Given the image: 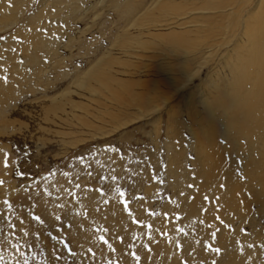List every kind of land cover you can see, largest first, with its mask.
<instances>
[{
  "label": "rangeland",
  "instance_id": "rangeland-1",
  "mask_svg": "<svg viewBox=\"0 0 264 264\" xmlns=\"http://www.w3.org/2000/svg\"><path fill=\"white\" fill-rule=\"evenodd\" d=\"M106 1L25 0L18 24L0 30V264H264V242L259 239L264 235V210L259 211L255 203H249L248 213L241 199L233 210L227 203L213 206L203 226L213 233L212 238L217 233L223 246L219 252L216 243L209 246L202 239L203 233L187 229L189 222L182 209L186 198L198 199L205 206L209 203L200 192L209 186L182 180L183 171L191 180L201 169L213 176L221 172L205 159L200 164L197 141L205 150L213 146L215 138L224 145L220 164L230 170L229 142L200 121V114L218 115L216 106L208 101L215 98L222 78L230 77L224 66L232 64L234 55L230 54L232 59L222 56L231 48L226 43L238 33L237 21L211 20V30L199 31L198 37L184 34L176 43L171 34L176 45L166 40L169 53L177 56H190L213 44L199 70L191 66L192 71L191 67L184 71L174 65L177 75L157 83H150L144 74L121 72L117 75L121 82L116 83L110 68L98 69L93 76L82 73L86 49L68 37L72 28L78 27L71 37L85 28L83 38L90 51L96 47L91 45L92 39L94 43L99 38L110 47L122 17ZM263 1L257 14L264 13ZM89 5L98 6L85 13ZM81 10L84 15L75 25ZM33 28L43 48L49 49L48 57H62L66 65L58 69L52 64L43 73L28 66L29 59H23L26 55H20L17 48L25 37L22 34ZM167 31L154 32L164 35ZM57 39L63 47L59 50ZM163 39L156 37L157 47L164 46ZM141 42H146L141 45L143 51L146 35ZM64 43L73 45L72 49ZM14 51L19 59L23 56L19 63L25 62L26 70L14 69L18 63L11 58ZM141 65L137 63L139 70L144 69ZM89 85L96 91L88 92ZM9 89L15 97L7 104L2 98ZM100 91L110 99L99 100ZM163 91L170 95L161 96ZM194 107L199 113H194ZM122 108L123 113L116 116V109ZM227 225L230 230H225ZM186 231L193 238L192 260L183 255V240L175 241ZM233 249L236 253L226 254ZM203 256L208 258L204 261Z\"/></svg>",
  "mask_w": 264,
  "mask_h": 264
},
{
  "label": "bare ground",
  "instance_id": "bare-ground-1",
  "mask_svg": "<svg viewBox=\"0 0 264 264\" xmlns=\"http://www.w3.org/2000/svg\"><path fill=\"white\" fill-rule=\"evenodd\" d=\"M232 1L235 3H232ZM262 1L263 0H257V2H255V0H244L245 3L242 4L240 3L241 0H107L106 3L114 8L122 17V21L118 22V29H120V31L118 30L115 40L113 39L114 42L110 47H105L99 38L94 43L92 39L91 45L95 44L96 47L90 51L88 41L83 38L87 31L85 28L83 30L79 29L78 36L71 37L72 32L78 29V27L72 28L74 30L69 32L70 36H68L70 37V41L72 40L82 47L84 45L83 48L86 49L85 54H87L89 58L87 57L86 61H84L83 64L85 67L81 72L87 76L95 75L94 73L98 69L110 68L114 71V74L111 75V80L116 83L121 82L117 77L118 73L121 72H124L127 75L144 74L148 77V81L153 83L160 80L168 81L171 75H177L174 65L180 66V70L184 71L191 66H193V69L198 68L197 70H199L203 63L201 60L205 58L204 55L213 49V44H207L204 48L193 51L190 56L184 54L183 56H177L173 53L171 54L168 51V48H170L168 47V43L176 45L175 42L169 38L171 37V34H173L174 40L177 43L178 38L183 39L184 34H190L194 38L198 37L195 35L199 31L208 32V28L211 30V20L220 22L230 18L229 21H231V19L237 21L236 31L238 33L234 34L233 39L226 43H230L231 48L222 56V58H224V56H230V54L234 55L233 59L231 56V58L227 57V59H232V64H226L227 66L223 65L229 72L230 77H226L227 75H225L221 80V85L216 87L215 98L217 99L213 98L208 101L210 104L216 106L218 115L200 114V121L206 126L212 128L216 136L220 135L229 142L231 152L230 170L224 169L220 164V154L224 145L218 143L215 138L213 140V146L208 150L199 146L200 141H197L195 147L199 149L201 165L204 162L203 159H205L209 161L212 167L217 168L221 172L218 175L213 176L211 172L201 169L195 180L189 179L184 171L181 173L182 180L184 181H189L193 185L201 182L204 185L209 186L206 189L200 190L201 193H205L202 197H207V201H209L207 206H205L206 204L201 205V201L198 199L190 200L186 198V202H183L184 205L182 209L184 208L183 211L186 215V220L189 222L187 229L189 230V228H191V230L200 231L203 233L202 239L205 238V240L209 242V246L210 242H212V244L216 243L218 245L216 247H218L220 251L223 250V246L221 240L215 237L217 233H214V238H212L211 236H213V233H208L203 226V223L206 222L205 217L211 214L212 208L215 204L227 203L233 210L238 208V201L241 199L243 201L242 208L244 206V211L246 213H248V207L251 203H255L259 211L264 210V13H256L257 8ZM101 4L102 3H99L98 5ZM25 5V0L0 1V30L10 26H16L20 21ZM98 5L85 6V13H89L93 7L95 8ZM19 10H22L21 13ZM199 13H203V15H197ZM192 14H194V16ZM231 14H233V17H230ZM256 14L257 19L252 21V17ZM83 15L84 12L81 10L76 15L73 24L76 25L79 23ZM96 15H98V13ZM198 19H201L202 23H199ZM233 23L235 24V21ZM32 24L35 23L32 21ZM19 27L20 25H18V28ZM67 27H70V24H68ZM155 29L158 31H168L167 33L165 32L166 34L160 35L161 32H154ZM27 30V33L24 32L22 34V37H25L17 50L20 55H26L23 59L26 61L29 59V61L26 62L28 66L32 67L39 73H43L45 68L52 64H55V67L58 69L59 66L66 65L62 60V57L56 59L48 57L49 49L43 48V45H41L42 40L40 39V36L37 35L35 28ZM62 32L63 31L60 33L61 36ZM100 33L105 35L106 31H100ZM145 35L147 45L144 47V50L141 51V45L146 43L141 42ZM29 36H31V38L27 40L26 38ZM156 37L160 38V40L161 38H164L162 40L165 42V44H163L164 46H156L157 44L160 45V43L155 42ZM201 37L203 36L201 35ZM167 39L168 43H166ZM58 40L59 39H57L56 44L58 48L57 50L62 47H60ZM81 43H83V45H81ZM64 44L69 47V49H72L73 47V45L68 46L66 43ZM172 49L174 48L172 47ZM230 51H232L233 54L230 53ZM244 51L247 52V55ZM19 53L16 54L14 51V55L11 54V58L18 62L16 66H14V69L17 71L26 70L27 65L24 64L25 62H22L23 64L19 63V60L23 57L22 56L19 59ZM93 55H95V58L93 57L94 59L92 58ZM137 63H142L141 66H143L144 69L139 70ZM76 64L74 63L72 65L73 68H79ZM122 67H127V69L122 71ZM185 73H188V71ZM99 80L101 79H98V81ZM143 85H146V83ZM103 86L107 88L106 82ZM85 89H87L88 92L96 91L91 85ZM166 93L167 91H163L161 96H164ZM99 94L102 96L99 100L110 99V97H108L103 91H100ZM167 94L170 95L169 91ZM14 97V91L9 89L2 99L5 103L7 102V104H10ZM112 98L116 99L117 97ZM163 102L165 101H162V104ZM5 107L6 104H4L2 108L5 109ZM61 108L62 106L59 104V109L61 110ZM82 110H84L86 114L87 111L90 113L87 108H83ZM116 110V116L124 111L123 108ZM194 113H199V111L195 108ZM190 147L194 148L193 145H190ZM254 184H256V186H254ZM185 189L190 193L191 190L184 186V190ZM179 192L180 191H178V193ZM193 192L194 190H192L191 193ZM188 194L186 196H188ZM205 202L206 201H204V203ZM240 224H242V221L238 223L235 231H238ZM225 228V230L231 229L229 225L225 226ZM176 232L175 234L177 235ZM186 232L187 233H182L181 235L179 234L180 236L176 237L175 241L176 239L183 240L184 252H181H183V255H188L190 260H192V257L195 254H190V247L192 246L191 243L193 238H191L188 231ZM257 234L261 233L258 232ZM236 236L237 239L239 238V240H241V236ZM233 238L234 240L236 239L235 236ZM169 239L167 240L169 241ZM259 239H261L263 243L264 235ZM170 241L172 242L171 239ZM178 241L180 240H177V242ZM171 242L170 244H172ZM178 246L179 245H177V247ZM243 248L245 249L246 247L242 246V249ZM197 249L198 248H195L194 250ZM227 253L232 254L236 253V251L233 249L226 251V254ZM226 254H224V256H227ZM174 256L175 255L172 257ZM207 258L208 257L203 256V260ZM214 261H216V259H214Z\"/></svg>",
  "mask_w": 264,
  "mask_h": 264
},
{
  "label": "snow or ice",
  "instance_id": "snow-or-ice-1",
  "mask_svg": "<svg viewBox=\"0 0 264 264\" xmlns=\"http://www.w3.org/2000/svg\"><path fill=\"white\" fill-rule=\"evenodd\" d=\"M0 39H2V37H0ZM4 157H5V167H7L8 154L5 153ZM121 195H123V193H121ZM205 199H207V197ZM249 247H251V245H249ZM215 251L219 252V249H216Z\"/></svg>",
  "mask_w": 264,
  "mask_h": 264
}]
</instances>
